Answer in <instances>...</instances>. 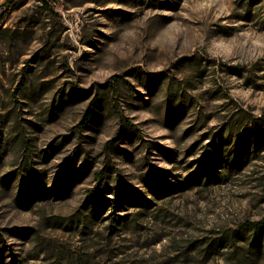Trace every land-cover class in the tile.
Returning <instances> with one entry per match:
<instances>
[{
	"label": "rangeland",
	"instance_id": "rangeland-1",
	"mask_svg": "<svg viewBox=\"0 0 264 264\" xmlns=\"http://www.w3.org/2000/svg\"><path fill=\"white\" fill-rule=\"evenodd\" d=\"M263 218L264 0H0V264H264Z\"/></svg>",
	"mask_w": 264,
	"mask_h": 264
},
{
	"label": "trees",
	"instance_id": "trees-1",
	"mask_svg": "<svg viewBox=\"0 0 264 264\" xmlns=\"http://www.w3.org/2000/svg\"><path fill=\"white\" fill-rule=\"evenodd\" d=\"M104 182H105V176L103 174L99 175V177H98V186L94 190L95 191V195L94 196H102V194L105 191ZM245 226L247 228L260 230V229L264 228V218L262 220H260V221H253V222L245 223ZM0 237H1V234H0Z\"/></svg>",
	"mask_w": 264,
	"mask_h": 264
}]
</instances>
